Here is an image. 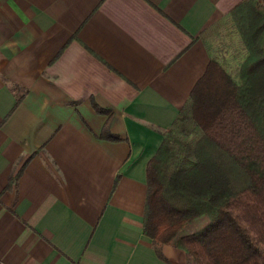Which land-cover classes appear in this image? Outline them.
<instances>
[{"label":"crops","instance_id":"0c3cea01","mask_svg":"<svg viewBox=\"0 0 264 264\" xmlns=\"http://www.w3.org/2000/svg\"><path fill=\"white\" fill-rule=\"evenodd\" d=\"M244 1L0 0V264H189L147 167Z\"/></svg>","mask_w":264,"mask_h":264},{"label":"trees","instance_id":"16d2710c","mask_svg":"<svg viewBox=\"0 0 264 264\" xmlns=\"http://www.w3.org/2000/svg\"><path fill=\"white\" fill-rule=\"evenodd\" d=\"M231 22L236 54L213 52L147 167L144 233L189 264H264L263 3Z\"/></svg>","mask_w":264,"mask_h":264},{"label":"rangeland","instance_id":"374dc122","mask_svg":"<svg viewBox=\"0 0 264 264\" xmlns=\"http://www.w3.org/2000/svg\"><path fill=\"white\" fill-rule=\"evenodd\" d=\"M177 259H180V258H177ZM181 261V260H180ZM179 260L177 261V264H181V262H180Z\"/></svg>","mask_w":264,"mask_h":264}]
</instances>
